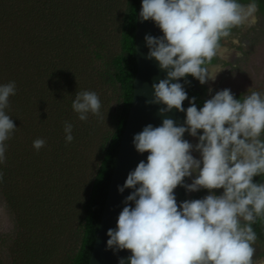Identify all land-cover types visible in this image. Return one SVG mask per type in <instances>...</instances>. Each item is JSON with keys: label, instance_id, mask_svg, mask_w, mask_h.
Segmentation results:
<instances>
[{"label": "clouds", "instance_id": "1", "mask_svg": "<svg viewBox=\"0 0 264 264\" xmlns=\"http://www.w3.org/2000/svg\"><path fill=\"white\" fill-rule=\"evenodd\" d=\"M258 10L256 0H142L141 22L152 20L163 32L161 37L145 36L147 59L154 58L167 71L166 78L152 85L154 98L146 103L166 105L160 108L162 115L175 108L185 112L186 119L181 126L164 119L161 126L148 124L134 135L136 150L149 155L118 186L121 194L133 190L123 201L117 227L107 232L109 249L132 253L119 264H264V258L253 261L252 246L257 239L252 224L264 217V183L253 182L264 176V91L249 89L236 99L226 88L199 110L192 97L185 109L189 96L180 83L188 76L202 85L215 81L226 68L213 64L214 58H229L235 51L227 46L232 30L255 26ZM231 43L240 41L233 37ZM15 94L14 81L0 86V163L5 161L4 142L16 128L4 111ZM72 108L81 121L90 112L103 118L95 92H77ZM72 131L73 125L65 122L67 143L74 139ZM185 133L199 142L193 145ZM44 145L43 139L33 141L37 151ZM193 151L200 153L199 159ZM178 186L189 193L207 189L209 194L178 205ZM216 189L224 191L216 195ZM241 218L247 223L241 225Z\"/></svg>", "mask_w": 264, "mask_h": 264}, {"label": "trees", "instance_id": "2", "mask_svg": "<svg viewBox=\"0 0 264 264\" xmlns=\"http://www.w3.org/2000/svg\"><path fill=\"white\" fill-rule=\"evenodd\" d=\"M140 2L141 0H0V86L13 81L16 84V94L9 97V105L4 109L16 128L4 142L9 148L4 165L0 163V173L3 174L0 189L6 184L8 188L17 185V188L5 196L7 201L12 202L15 191L27 188L26 196L15 207L21 233L29 234L27 238L8 240L9 258L0 264H51L53 258L55 261L57 256H62L63 248L58 238L61 232L56 235L57 231L52 228L48 237L46 228L41 223L42 209L47 199L43 195L44 188L47 187L43 177L51 165L59 169V174L61 172L59 178L55 177L56 183L60 181L65 185L70 184L79 173L83 157L78 143L83 137L78 132L80 126L75 125L79 114L73 110L72 102L79 91H96L93 84L94 89H91V85L83 83V75L93 68L95 62H99L105 66L106 75L111 82L120 89V100L115 108L112 104V108H105L101 102V110H111L115 125L104 140L102 157L83 206L78 250L74 255L66 254L62 260H58V264H89L133 98V81L137 71L135 30ZM238 2L245 4L252 0ZM256 2L259 5L258 12L264 14V0ZM121 7H124L122 12ZM110 28H114L119 35L120 49L107 62L103 48L105 35ZM216 63L218 59L214 58L213 64ZM185 79L190 83L185 84ZM183 84L189 96V100L184 101V108L190 106L192 97L196 98L198 110L202 108L208 100L206 85L192 76L183 78ZM235 98L240 99L241 96L236 95ZM89 114L92 126L87 136L94 140L95 131L100 130L102 119L91 112ZM185 119L184 112V122ZM65 122L73 125L74 139L70 144L65 140ZM36 136L45 141V147L38 151L32 147V140ZM20 139L30 146L23 155H19L17 148ZM39 155H47L51 159L50 165H42ZM23 156H26L25 159L21 158ZM27 159L29 162L24 163ZM33 172L40 176L35 183L41 196H38L36 205H33L32 194L35 186L31 184ZM263 178L264 176H256L253 182L259 183ZM185 182L187 183V177ZM64 187L66 186H62L63 191L71 192L70 188ZM213 191L216 193V190ZM4 192L6 193L5 190ZM208 193L209 190L201 189L189 197L187 190L178 186L177 203L179 205L184 200L203 199ZM30 217L34 218L35 225L31 223ZM245 223L247 222L241 221V225ZM252 227L257 239L264 243V217H257Z\"/></svg>", "mask_w": 264, "mask_h": 264}, {"label": "rangeland", "instance_id": "3", "mask_svg": "<svg viewBox=\"0 0 264 264\" xmlns=\"http://www.w3.org/2000/svg\"><path fill=\"white\" fill-rule=\"evenodd\" d=\"M123 10L124 7H121L120 11L122 12ZM256 15L258 16V23L255 26L251 28L243 27L233 29V37L238 39L240 44H232L231 40L233 37L228 38L227 46L230 49H235V51L230 54L227 60L222 61L218 59V63L222 64L226 69L218 74L215 81H208V83L205 84L207 87V99H210L215 92L226 88L230 89L235 96L240 95L241 97L246 94L249 89L264 91V14L257 12ZM108 32L109 33L105 35V46L103 48L104 59H106L107 62L117 55L120 49L118 33L114 31V28H110ZM236 52H241L243 55L238 57ZM106 74L105 66L99 62H95L93 68L86 71V74L83 75V83L91 85V89H94L92 84L96 86V91L94 92L101 99L105 108H112V106L115 108L120 100V89L116 84L111 82ZM210 88L213 89L211 93L209 92ZM101 113L103 117L101 128L98 132L95 131L94 140L92 137L87 136L90 134V127L92 126V118L89 116L90 114H88V119L86 121H81L79 119L75 124L77 127L80 126L78 132L81 137H83L78 143L83 158L81 159L82 166L74 180L67 185L60 181L56 183L55 177H58V175L60 176L61 172L59 174V169L53 165L48 167V170L45 171L43 177V180L47 183L43 195L47 199L46 204L42 209L43 222L41 221V223H43L42 226L44 225L46 228L48 237L50 233H52V228L53 231H57L56 235L61 232V235L58 236V238L60 239L63 248L61 258L60 256L59 258L57 256L55 261L53 258L51 264H54V262L55 264H58V260H62L63 256L66 254L71 256L74 255L80 244L83 206L88 198L91 183L102 157L104 140L115 125V119L111 117V110H101ZM201 133L203 134V130H201ZM37 137L38 136L34 137L32 143ZM261 139H264V133H262ZM186 140L193 145L199 142L198 138H194L188 133H186ZM28 146L27 142L20 139L17 146L19 149V155L25 154ZM8 148L9 146L5 144V156L8 155ZM33 149L35 150V148ZM34 154L33 157H35ZM192 155L197 159L200 158L199 152L193 151ZM25 157L26 156H23L21 158L25 159ZM26 162H29L28 159L24 163ZM39 162L42 165L49 166L51 159L47 155H39ZM4 163L5 161L1 164L4 165ZM32 177L31 184L35 186L32 193L33 205H36L40 193L35 183L40 179V176H36V173L33 172ZM194 177L195 173L192 178L187 177V183L190 184ZM259 183H264V178ZM56 184H58V187H56ZM62 186H66L64 188H70L71 192L68 193L66 190L63 191ZM15 188H17V185L8 188V184H6L2 190L0 189V263L5 262L9 258V239L27 238L29 235L21 233V229L19 228L21 224L17 221L18 211L15 207V205L26 196L27 188L24 187V189L20 191H15L14 200L12 202L7 201V198L5 197L6 194H10L9 192ZM187 193L190 197L195 192ZM222 193L223 189H216V195H221ZM39 198H41V196ZM38 218L39 217L36 218L37 221H39ZM30 220L31 223L35 225L34 218L30 217ZM241 221L244 220L241 218ZM252 246L255 249L253 261H256L258 258H264V243H261L256 239Z\"/></svg>", "mask_w": 264, "mask_h": 264}, {"label": "water", "instance_id": "4", "mask_svg": "<svg viewBox=\"0 0 264 264\" xmlns=\"http://www.w3.org/2000/svg\"><path fill=\"white\" fill-rule=\"evenodd\" d=\"M141 7L142 0L136 18L135 48L137 54V71L133 81L132 103L119 146L89 264H119L120 258H127L132 255L130 250L114 251L109 249L107 247V240L110 237H108L107 232L109 229H115L117 227L118 216L125 206L123 201L133 191L132 189H125L121 194L118 191V186H123L128 174L135 170L141 160L147 162L149 155L148 152L141 154L136 150L133 144L134 135L140 133L148 124H152L154 127L161 126L164 119L174 120L176 126L184 125V112L173 108L171 112L162 115L160 108L166 107V105L146 103L154 98L152 85L166 78L167 71L162 70L159 62L154 58L152 60L147 59L149 49L146 46L145 36L150 34L154 37H161L163 36V32L152 20L141 22L139 18ZM175 82L173 81V83ZM180 83L183 84V78H181ZM174 195L177 196V188L174 190ZM132 206H135L134 203ZM126 264H130V261H126Z\"/></svg>", "mask_w": 264, "mask_h": 264}, {"label": "flooded vegetation", "instance_id": "5", "mask_svg": "<svg viewBox=\"0 0 264 264\" xmlns=\"http://www.w3.org/2000/svg\"><path fill=\"white\" fill-rule=\"evenodd\" d=\"M261 242V241H260ZM262 243V242H261Z\"/></svg>", "mask_w": 264, "mask_h": 264}]
</instances>
